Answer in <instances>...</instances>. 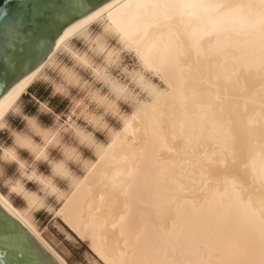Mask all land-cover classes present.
Segmentation results:
<instances>
[{
	"label": "bare ground",
	"instance_id": "bare-ground-1",
	"mask_svg": "<svg viewBox=\"0 0 264 264\" xmlns=\"http://www.w3.org/2000/svg\"><path fill=\"white\" fill-rule=\"evenodd\" d=\"M262 3L109 0L65 27L45 60L0 98L5 129L57 54H75L70 42L88 38L97 24L122 47L139 49L144 68L168 84L169 92L145 85L153 101L125 117L56 211L106 264H264ZM97 13L99 20L89 19ZM12 190L29 209L39 206L22 185ZM0 206L58 264H68L28 210L1 191Z\"/></svg>",
	"mask_w": 264,
	"mask_h": 264
},
{
	"label": "rangeland",
	"instance_id": "rangeland-1",
	"mask_svg": "<svg viewBox=\"0 0 264 264\" xmlns=\"http://www.w3.org/2000/svg\"><path fill=\"white\" fill-rule=\"evenodd\" d=\"M70 48L75 54H57L7 117V128L0 130V191L17 208L28 210L38 231L68 264H106L56 211L75 181L98 160L100 148L123 129L125 117L153 101L146 86L162 92H169V86L99 24L88 38L73 39ZM42 107L50 111L36 119ZM17 184L36 195L39 206L29 209L24 195L12 190ZM167 215L165 227L173 218V213Z\"/></svg>",
	"mask_w": 264,
	"mask_h": 264
},
{
	"label": "water",
	"instance_id": "water-1",
	"mask_svg": "<svg viewBox=\"0 0 264 264\" xmlns=\"http://www.w3.org/2000/svg\"><path fill=\"white\" fill-rule=\"evenodd\" d=\"M109 0H91L92 10ZM88 0H0V98L19 79L43 62L63 29L89 13L87 6L69 14V4ZM91 10V11H92ZM11 69V71H9ZM0 264H35V249L11 230L18 225L50 261L58 264L23 225L0 206Z\"/></svg>",
	"mask_w": 264,
	"mask_h": 264
},
{
	"label": "snow or ice",
	"instance_id": "snow-or-ice-1",
	"mask_svg": "<svg viewBox=\"0 0 264 264\" xmlns=\"http://www.w3.org/2000/svg\"><path fill=\"white\" fill-rule=\"evenodd\" d=\"M91 0H88V4H69L67 6V11L69 14H74L76 13L80 8L86 7L88 8L89 11L92 10L91 6ZM261 9L264 10V3L260 5ZM101 18V14L97 13L95 16L90 17V20H99ZM136 54L140 55L142 59H145L144 54L140 53L139 49H136ZM11 71V69H9ZM50 111L49 108H44L42 107L38 112H36V119H40L43 115L47 114ZM4 221H0V224H3ZM9 227L11 230L15 231L17 234L21 235V237L27 242L28 246L32 247L35 249V255H36V260L35 264H50V261L47 259V257L44 255V253L41 251L38 245L35 244L34 241H31L25 233H23V230L19 228L18 225H15L11 221H7Z\"/></svg>",
	"mask_w": 264,
	"mask_h": 264
},
{
	"label": "clouds",
	"instance_id": "clouds-1",
	"mask_svg": "<svg viewBox=\"0 0 264 264\" xmlns=\"http://www.w3.org/2000/svg\"><path fill=\"white\" fill-rule=\"evenodd\" d=\"M0 130H2V129H0Z\"/></svg>",
	"mask_w": 264,
	"mask_h": 264
}]
</instances>
